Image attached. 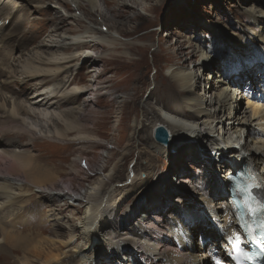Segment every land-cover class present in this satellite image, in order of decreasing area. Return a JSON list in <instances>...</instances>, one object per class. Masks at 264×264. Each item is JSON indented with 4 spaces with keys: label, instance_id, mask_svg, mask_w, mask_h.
<instances>
[{
    "label": "bare ground",
    "instance_id": "6f19581e",
    "mask_svg": "<svg viewBox=\"0 0 264 264\" xmlns=\"http://www.w3.org/2000/svg\"><path fill=\"white\" fill-rule=\"evenodd\" d=\"M35 1L0 0V78L3 79H0V88L4 91L17 89L19 94H25L26 99V102L21 100L18 102L19 99L11 102V98L5 97L0 89V126L3 129L7 128L5 131L3 129L0 131V160H10L11 164L19 169L12 166L24 175V180H20L17 178L16 171L17 175L10 171L13 168L9 171H0V198H8L6 202H0V262L10 260L6 253L8 248L12 252L18 250L24 252L20 264H106L114 255H118L119 259L113 264H211L208 261L214 256L225 260L229 256L227 249L232 237L240 232L238 208L234 204L235 199L229 194L227 176L231 170L244 166L243 174L248 178L246 177L245 180L243 177L240 178L244 181L241 184L242 191L250 197L249 199L252 198L254 205L255 202L258 207L264 205V0H255L246 9L245 16L248 20L245 19L244 23L253 24L252 31L257 29L255 34L251 33L254 37L252 36L250 40H242L240 36L226 38L219 33L217 44L206 46L204 43L205 45L199 46L194 44L195 41L193 43L187 39L190 41L189 48H193L191 52H187L182 44L176 42L173 45L176 46L175 50L166 54L165 61L175 62L179 67L172 68L166 76L159 73V76L154 79L162 80V84L152 91V96L156 99L155 104L161 107L157 110L156 106L146 103V106L142 107L143 121L139 119V104H136L142 88L147 84L138 72L142 48L136 43H121L97 29L91 30L94 36L89 35L91 39L96 40H91L87 36L82 37L83 39H75L78 35L81 37L82 32L71 27L70 17L62 15L60 9H48L50 4L55 3L71 11L74 10L72 3H75L79 10H82L83 14L93 22L101 24L98 20L101 18L104 24L111 23V18L109 19L106 11L103 12V8L101 9L100 0H37L42 3V6H38L39 9H37L42 18L33 17L34 12L28 7L30 2ZM102 1L109 12L116 14L119 19L124 18L127 12L119 11L117 6L126 7L129 1L140 4L137 0ZM147 2L150 3L153 0H147ZM155 3L162 5L163 0H156ZM76 21L79 23L81 20L76 19ZM118 23V21L113 22V26L118 27L120 25L117 26ZM158 27L157 25L154 28L155 36L161 34L162 29L157 32ZM232 43L234 46H231ZM104 44L108 47L105 52L111 51L106 53L107 56L94 55L86 51L82 53L85 46L98 49L105 46ZM163 45H159V52L165 51ZM30 46L35 47L34 53L27 54L25 58L24 50H28ZM120 46L122 50L127 51L119 53ZM9 48L20 53L5 54ZM43 48L47 50L38 51ZM197 54H200V67H206L207 60L218 65L217 77L212 76L213 83L209 86L214 90L213 98L209 102L215 108L213 114L207 105L208 101L194 92L199 85L200 77L194 82V74L184 69L186 63L198 56ZM108 57L110 61L106 60ZM238 57L243 66L236 69L239 74L234 77L230 75L229 69L233 68L232 65ZM157 59H160L158 55ZM214 59H217L218 63ZM100 62L104 64L103 70L99 72L91 69V72L95 74L94 79H90L86 88H81L76 78L78 66L81 64L82 69L85 63H88L94 68L99 66ZM14 63L15 67L19 64L21 69L20 67L18 69L14 67V69ZM112 64L116 66L113 68ZM162 67L160 60L157 61L156 68L160 72ZM112 73L113 75L106 81H102L99 89H94L104 75ZM248 76L250 78L246 85L244 78ZM130 79L135 80L130 88L132 93L128 96V100L124 98L120 101L119 107L123 116L118 129L116 128L121 133L119 137H128V144L120 155V161L110 170H102L88 188L84 200L81 199L82 214L78 219L65 223L54 209H50L46 220H43L45 222L40 221L36 226L45 233L48 231V222L52 221L54 222L52 230L55 233L58 229H69L68 238L58 240L61 237L65 238L64 233L56 236L54 240L53 238L48 240L45 237L32 239L33 236L30 238L28 233H17L14 229L18 228V224L22 225L26 231V228H31L29 223L32 221V219L23 218L22 213L26 212L28 207L23 197H28L29 194L26 195L20 191L30 185L46 188L59 180L54 176L53 171L62 161L58 162L59 156L52 150L53 140L68 144L72 141L69 136L73 133L81 135V141L84 140L83 138H90L88 135L85 136L89 134L87 132L89 120L85 119L83 113L92 106L93 100L81 101V97L86 93L92 96L94 92L102 89H105L110 96H114L117 91L121 92L125 88L122 87L121 81ZM243 97L248 98L246 108H242L239 102ZM115 98V100L113 98L114 102L121 97ZM129 104L133 105L131 111L138 118H135L136 123L133 126L129 125L127 129L124 126L127 121L126 108ZM65 106L67 109L62 110ZM52 109L54 110L48 112ZM57 110L59 112H56ZM220 113L222 117L219 116ZM25 117L32 119L33 122L28 123ZM219 117L223 125L227 120L229 124L227 131H222V134L236 137L239 143L244 141V144L238 143L241 147L236 149L234 154L226 152L223 141L210 134L215 133L214 124ZM8 119L15 122V125H12V122L9 125ZM141 124L143 126L139 128ZM158 125L164 126L169 131V146H164L155 139L154 129ZM147 126L151 131L145 135L143 129ZM192 135H197L195 140L198 142V148H195V152H188L185 158L189 162L198 161L214 170L212 155L207 153L209 151L206 147L211 142L214 146L210 150L211 153L217 149L218 159H221L223 155L229 160L221 161L223 175L218 178L214 172L206 173L200 202L193 200L198 197L196 192L191 195L187 193L177 202L179 207L169 205L165 198L162 199L157 194L161 193L159 190L155 193L151 208L147 207L148 210H154V213L147 214L149 212L147 211L140 220L121 231L120 228L124 223L122 222L121 225L119 219L123 214L120 208L133 193L148 186L152 179V172L157 167L155 164H149L148 166L153 168L143 179L140 176V169H143L140 162L131 164L125 170L123 162L130 155L133 145L139 143L141 156L146 153V156L149 154L150 157L160 159L159 155L171 154L175 148L179 149L184 143H190L189 139ZM6 136L10 137V141L4 140ZM22 136L24 140L21 142L19 138ZM107 136L113 135L108 132ZM117 139H113L115 144ZM25 141L29 143L25 144ZM147 142L152 148L145 146ZM27 145L31 146V149L27 151L21 149ZM11 147L13 149L9 150ZM30 151L37 153L30 155ZM112 159L113 154L107 156V164ZM78 161L83 162L82 157H79ZM123 172L126 175H123ZM116 183L118 188L114 189ZM192 184L194 181L190 180V177H186L180 183L187 188H191ZM223 193L229 195V200L227 198L224 201L214 202V199ZM204 195L211 198L212 203L207 205L209 210H204L206 214L195 211L194 214H199V218H194V214L187 212L188 203L194 201V204L198 205L206 202ZM42 197L50 199L48 195H42ZM236 200L240 202L241 199L236 198ZM76 201H79L78 198ZM60 210L63 213L65 208ZM130 210L131 216L135 210L132 211L133 208ZM218 211L221 213L218 214ZM192 231L195 234L200 231L201 240L210 242L208 251L198 260L193 253ZM37 237H40V234Z\"/></svg>",
    "mask_w": 264,
    "mask_h": 264
},
{
    "label": "rangeland",
    "instance_id": "374dc122",
    "mask_svg": "<svg viewBox=\"0 0 264 264\" xmlns=\"http://www.w3.org/2000/svg\"><path fill=\"white\" fill-rule=\"evenodd\" d=\"M137 1L140 2V4L129 1L128 3H126L127 5L125 4L126 7L117 6V9L119 11L124 10L127 12L126 16L124 14V18L121 17V19H119V17H117L116 14L109 12V9L106 7V5H104V2L100 0L101 9L103 8L102 9L104 10L103 12L106 11V14L109 17V19L111 18L110 20L112 22L108 24H104L103 22H101V18L98 19L101 24H97V22H93L85 14H83L82 10H79L78 5H76L75 3H72V7L74 10L71 11L64 7H60L55 3L50 4L48 9L49 10L60 9L62 15L70 17L71 27L73 29H78L82 32L81 37L78 35L77 36L78 38L75 39H83L82 37L85 36L91 39L90 36L91 35L94 36V33H91V30L97 29L99 32L100 31L103 32L104 35L116 38L121 43H136L138 46L142 48L143 51L141 55H139L140 63H139L138 72L141 79L142 78L145 79L147 84H145V86L142 88L140 98H138V102L136 103L139 104L138 106V109L140 110L139 119L142 121L144 120V116L142 114L143 112L142 107L146 106V103H151L152 105L156 106L157 110H159L161 107L155 104L156 99L154 96H152V91L156 90L159 84H162V80L161 78H159L158 80H154V79L159 76L158 75L159 73H161L163 76H166L169 75L170 70L172 68L179 67L178 65H176L175 62L168 63L167 61H165V56L167 57L166 54H168V52L170 53L173 50H175L174 48H176V46L173 45H175L176 42L182 44L187 52H191L193 48H189L190 41L193 43L195 41L194 44L195 45L199 44V46L205 45L204 43H206L207 46V45H212L213 43L216 44L218 43L217 37L219 33L226 36V38H230V37L236 38L240 36L242 40H250L251 38L254 37V35H251V33L254 32L253 34H255V32H257V29L254 31L251 30L253 24L244 23L245 19L248 20V18L245 16L246 9L251 4H253L255 0H163L162 5H157L155 3L156 0H153V2L150 3H148L147 0H137ZM35 2H30L28 7L30 8L31 11L34 12L33 17L35 16L36 18H39L40 16V18H42L41 14L37 10L39 9L38 6H42L41 5L42 3H40L37 0ZM80 2L86 4V2L84 1H80ZM76 19H80L81 21L78 23ZM116 20L119 22L117 26L120 24L118 26L119 28L113 26V22H117ZM157 25L159 26L157 28L158 29L157 32L158 31L160 32L161 29L162 31L160 35L157 34L155 36L156 31L154 30V28ZM5 33H7V31ZM187 39H190V41ZM91 40H96V39H91ZM161 43L164 44L163 47L165 51L163 53L159 52L160 49L159 45H162ZM104 45L105 46L98 49L97 48L93 49L85 46V49L82 51V53L86 51L87 53H91L94 55L103 54L104 56H107L106 53H110L111 51L105 52L107 51L106 49L108 47L106 44ZM231 46H234V44L232 43ZM34 48L33 46H30L28 50L27 49L24 50V53H26L24 55L25 58L27 57L26 56L27 54L34 53ZM42 50H47V49L43 48V49H39L38 51L41 52ZM35 51H37V49H35ZM121 51L125 52L127 50L126 49L122 50L120 46L118 52L120 53ZM18 53L20 52L17 50L13 51L12 49L9 48L5 54L17 55ZM157 55L160 57L159 60L163 66L161 72L156 68L157 61H159L157 59ZM197 55L198 56L189 60L186 63L184 69L194 74V78H195L194 82L195 80H197L198 77H200V80L198 81L199 85L198 87L195 88L194 92L196 93V95L208 101L207 105L208 107H210L209 110L213 114L215 108L209 102L210 99L212 100L213 98L212 96L214 90L210 89L209 86L210 84L213 83L212 76L217 77L216 71L218 65L212 64L211 63L212 61L207 60L209 64L206 62V67H200V63H201L200 54ZM134 57H136V55ZM109 58L110 57L106 58V60L110 61ZM22 60L24 59L22 58ZM215 61L216 63H218L217 59ZM15 63L13 65V68L15 67ZM209 65H211L212 67L209 68L208 67ZM241 65L243 66V63L240 60V57H238L235 64L232 65L233 68L229 69L230 75L237 77L239 71H237L236 69L239 68V66ZM17 66L18 67L15 68L18 69L20 65L18 64ZM80 66L82 65L80 64ZM80 66H78L77 69L78 74L76 78L77 80H79L81 88H86L88 85L87 83H89L90 79H94L95 74L91 72L92 71L91 69L100 72L101 70H103L104 64L100 62L99 66H95L94 68L91 67L88 63H85V66L82 67V69ZM112 66L114 68L116 64H112ZM19 69H21V67ZM257 74H259V71H257ZM111 75H113V73L104 75L98 81V85H96L94 89L96 88L99 89L102 81H106ZM209 75L211 77H209ZM248 78L250 77L248 76L244 78V82L246 85L248 84ZM133 80L134 79L121 81L122 87L125 88H123L122 89L123 91L121 92L117 91L114 94V96H110L105 91V89H102L100 91L94 92L92 96L90 95V93H86V95H83L81 97L80 99L81 101L87 99L93 100L92 106L89 107L83 113L85 119L89 120L88 121L89 126L87 129V132L89 134H86L85 136L88 135L90 136V138H83L84 140L81 141L80 140L81 135L77 133H73L70 134L69 136V139H71L72 141L69 142L68 144L63 141L57 142L53 140L54 145L53 148L52 147L51 148L54 151V153L58 154L59 156L58 162L62 161L61 164L57 166L58 170L56 169L53 171L54 176L58 177L59 180L53 185H48L46 188H39L36 187L35 185H30L27 188H25L23 191H20V193H24L26 195L29 194L28 197L27 196L23 197V201H26V203H28L27 204L28 207H27V211L22 213V215L23 218L32 219V221H30L29 223L31 228L29 229L26 228L25 229L26 231H24V227L22 225L18 224V228L16 227L14 229L17 233L19 234L28 233L30 238L31 236H33L32 239L33 238L40 239L42 237H45L48 240H50V238H53L54 240L56 236L64 233L65 238L61 237V239L59 238L58 240H63L68 238V235H70L69 229L68 230L58 229L55 233V231L52 230V224H54V222L52 223V221L48 222L47 224L48 231H46L45 233H42L40 229L36 226L40 223V221L46 220L47 212L50 209H54L56 213L62 217V221L65 223L71 220L73 221L78 219L82 214L81 213L82 212L81 209L83 207L82 200H84V195L88 191V188L95 181V179L98 177L100 172L102 173V170H110L115 163L120 161L121 159L120 155L124 151L125 146H127L128 144L127 142L128 137L126 138L119 137L121 133L117 131L120 123V119L123 116L121 115L120 112L121 108L119 106L121 104L120 101L123 100L124 98L128 100V96H130V94L132 93L130 88L133 86V82H135V80L134 81ZM1 91L3 92L5 97H8L9 99L11 98V102L17 99H19L17 100L18 102L21 101L26 102L25 94H19L17 92V89L14 90L6 89L5 91L1 89ZM115 97H121L120 100H116V102L118 101L117 103L113 101V98L114 100L116 99ZM247 100H248L247 97H243L242 101H239L242 108L248 107ZM110 101L113 103V105ZM66 107L67 106L63 107L62 110L67 109ZM132 108H133L132 104H129V106L126 108L127 121H125L124 127H126L127 129L129 125L133 126V124L136 123L135 118H138V116H136V114L131 111ZM248 109L250 110V108ZM53 110L54 109L48 110V112H51ZM56 112H59V110H57ZM221 115L222 113H220L219 116L222 117ZM220 117L218 118L219 120H217L214 124L215 133L214 134L210 133V134L212 136L218 137L220 141H223L222 144L226 146L227 145L229 146V144H236V146H240L239 145L240 143L244 144L243 140L240 141L239 143L236 137L230 136L228 134H222V131L224 130L227 131L226 128H228L229 124L227 123L228 120L227 121L224 120L225 119L224 117L223 120L226 123H224L223 125L220 122ZM8 120L7 123L9 125H11V122L12 125H15V122H13L11 119ZM25 120L30 124L33 122V120L30 118L25 117ZM17 124L19 123L17 122ZM142 126L143 125L141 124L139 128H141ZM2 129L3 127L0 126V131H2ZM3 130L5 131L7 130V128ZM150 131L151 129L148 126L143 129V133L145 135L149 134ZM108 132L111 135H113L112 137L114 138L107 136ZM204 132H205L204 135H206V131ZM85 136L82 135V137ZM196 136L197 135H192V137H190L189 139L190 143H184V145L179 147V149L178 147L175 148L171 154L159 155L160 159H157L156 157H150L149 154L146 156V153H143L142 156L144 157H142L140 150L141 148L138 147L139 143L133 145L132 148L130 147L131 148L130 155L123 162V164L125 163L124 164L125 170L128 167H130L131 164L134 165L140 162L141 163L140 166L141 168H143L140 169V176L142 177L140 178L143 179L147 177V175L153 168V167L152 168L149 167L148 166L149 164L151 165L155 164V166L157 167L152 172V176H151L152 179L149 182L148 186L144 189L137 190V192H135L136 194L133 193L120 208V210L123 211V214L119 217V219L121 220V225L122 222L124 223L123 226L120 228L121 231H123L129 225L134 224L138 220H140V218H142L144 213H146L147 211H149L147 214L154 213V210H148L147 207L149 206L151 208V206L153 205V203L151 202H153L155 193L158 192L159 190L161 191V193L158 192L157 194H159L162 197V199L165 198L166 202L169 205L172 204L171 206L179 207L177 205V202L179 201V199H182L180 197L187 195V193L191 195L193 192H196L198 194V197L193 198V200L194 201L197 200L196 202H200L199 198L201 199V197L203 196L202 195L203 192L201 191V189L203 188L204 181L206 179V173L214 172V174L218 178L223 175L224 171L223 170L221 171V166H220L222 164L221 161H217V160L213 161V165L215 169L211 170V168H209L205 164H202L198 161L189 162L185 158L188 152H195V148L196 147L198 148L197 145L198 142L195 140ZM115 138H118L116 144L113 142V139ZM4 140L10 141V137L6 136ZM19 140H21L22 142L24 140V136L19 138ZM24 143L28 144L29 142L25 141ZM145 144H146L145 146L151 147L148 142ZM212 145L213 144L209 142L208 145L206 146L208 147L207 150L209 151L207 152L208 154H211L210 150L214 148V146ZM12 149L13 147L9 148V150ZM21 149H25L27 151L31 149V146L29 145L23 146L21 147ZM231 152L232 154H234L235 151H231ZM36 153L37 152L30 151V155H35ZM112 154H113V159L109 164H107L106 162L107 156ZM214 155L215 157H217V154ZM79 157H82L83 162L78 161ZM12 165L13 164H11L10 160L1 159L0 171L3 172V170L9 171L12 168L15 169L14 167H16V165L15 166L13 165L14 167ZM219 166H220V170H217ZM192 167H194V169H191ZM13 169L10 171H13L14 174L17 173L18 174V175L16 174L18 176L17 178H19L20 180H24L23 177L24 175L19 170L17 169L13 170ZM123 175H126V173L123 172ZM186 177H190V180L194 181V184H192L191 188L190 187L187 188L186 185L184 186L180 185L181 181ZM117 184L118 183L114 185V189L118 188ZM120 189L122 190V188ZM177 193L180 194L178 195ZM42 195H48L50 199L42 197ZM52 196H55L54 198L56 199H54ZM204 197L206 198L207 201L202 202L201 204L196 205L194 204L193 200H192L193 202L188 203L187 212L194 214L195 211H199L200 214L201 213L206 214L204 210H209L207 205L209 206L212 203V201L210 196L204 195ZM76 198H78L79 201H76ZM227 198H228V194L223 193L219 197H216V199H214V202L220 200L224 201ZM51 199H54V201H50ZM7 200L8 198L7 199L0 198L1 203L6 202ZM61 208H65L63 213H61L60 210ZM131 208H133L132 211L135 210V212L130 216ZM219 213H221V211H218V214ZM18 215L20 216L21 214ZM198 215L194 214L193 217L199 218ZM39 234L40 237H37L39 236ZM191 239L193 240V246H194L193 253L196 260H198L203 253H206V251H208L210 242L209 241L205 242L201 240L200 231L196 232V234L194 231H192ZM24 251H26V249H24ZM6 253L10 258V260L8 262H0V264H20L19 263L20 259L24 255V252H21L19 250L12 252L9 248L6 250ZM117 259H119L118 255L111 256L108 259L110 260V262L106 264H113L114 261ZM208 262L211 263V260H209Z\"/></svg>",
    "mask_w": 264,
    "mask_h": 264
},
{
    "label": "water",
    "instance_id": "95a60500",
    "mask_svg": "<svg viewBox=\"0 0 264 264\" xmlns=\"http://www.w3.org/2000/svg\"><path fill=\"white\" fill-rule=\"evenodd\" d=\"M154 136L157 142L163 144L164 146H169L170 144V133L164 126H157L154 129Z\"/></svg>",
    "mask_w": 264,
    "mask_h": 264
}]
</instances>
